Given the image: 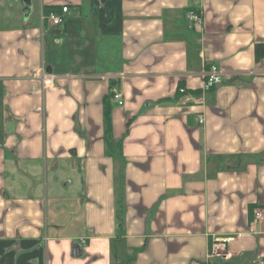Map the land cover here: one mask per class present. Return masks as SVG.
Listing matches in <instances>:
<instances>
[{
    "label": "crops",
    "instance_id": "1",
    "mask_svg": "<svg viewBox=\"0 0 264 264\" xmlns=\"http://www.w3.org/2000/svg\"><path fill=\"white\" fill-rule=\"evenodd\" d=\"M255 210L264 0H0V264H264Z\"/></svg>",
    "mask_w": 264,
    "mask_h": 264
},
{
    "label": "built area",
    "instance_id": "2",
    "mask_svg": "<svg viewBox=\"0 0 264 264\" xmlns=\"http://www.w3.org/2000/svg\"><path fill=\"white\" fill-rule=\"evenodd\" d=\"M68 13V8L66 6L62 7L58 12H48L45 15L41 16L42 22H47L52 27L62 26L64 23V16ZM188 20L195 25L200 26L202 24L201 17L195 12L188 13ZM36 76H38L42 85L46 88L52 85V78L45 72L44 69H40L36 72ZM204 78V88L209 89L223 82V74H221L220 70L211 66L203 73ZM180 93H184L183 89H179ZM113 99L117 101L118 105H122L119 95H114ZM203 121L200 120V124ZM253 222H262L264 223V210H255L253 212ZM225 239H215L210 245V255L213 257H218L219 259H225L226 257V249H225Z\"/></svg>",
    "mask_w": 264,
    "mask_h": 264
},
{
    "label": "trees",
    "instance_id": "3",
    "mask_svg": "<svg viewBox=\"0 0 264 264\" xmlns=\"http://www.w3.org/2000/svg\"><path fill=\"white\" fill-rule=\"evenodd\" d=\"M48 12H58V10H57V8H54V7H52V8H45L44 9V13H48ZM104 117H105V121H106V124H107L108 121H109V111H108V108H107V104H105Z\"/></svg>",
    "mask_w": 264,
    "mask_h": 264
},
{
    "label": "rangeland",
    "instance_id": "4",
    "mask_svg": "<svg viewBox=\"0 0 264 264\" xmlns=\"http://www.w3.org/2000/svg\"><path fill=\"white\" fill-rule=\"evenodd\" d=\"M45 14H47V13L42 12L41 16H42V15H45ZM45 22H46V21H45Z\"/></svg>",
    "mask_w": 264,
    "mask_h": 264
}]
</instances>
